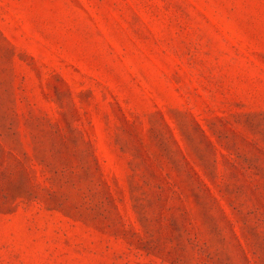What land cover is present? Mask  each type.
<instances>
[{"label": "rangeland", "instance_id": "obj_1", "mask_svg": "<svg viewBox=\"0 0 264 264\" xmlns=\"http://www.w3.org/2000/svg\"><path fill=\"white\" fill-rule=\"evenodd\" d=\"M0 264H264V0H0Z\"/></svg>", "mask_w": 264, "mask_h": 264}]
</instances>
